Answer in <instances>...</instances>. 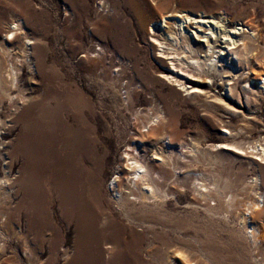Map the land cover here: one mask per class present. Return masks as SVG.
Here are the masks:
<instances>
[{
  "label": "rangeland",
  "instance_id": "obj_1",
  "mask_svg": "<svg viewBox=\"0 0 264 264\" xmlns=\"http://www.w3.org/2000/svg\"><path fill=\"white\" fill-rule=\"evenodd\" d=\"M144 8L143 17L156 12L158 20L164 9L238 20L253 40L251 29H256L259 57L264 58V0H0V41L11 23L23 25L36 41L37 61L44 67L41 76L24 67L17 89L11 91L19 93L23 102L11 105L4 99L0 108V179L8 180L0 185V264H47L50 252L55 253L52 263L64 264L73 254L74 235L64 228L54 194L46 195L44 210L61 233L56 251L50 249V230L38 238L27 232L21 210V162L14 147L22 128L16 116L27 105L44 99L48 85L44 79L51 75L55 79L50 87L65 95L63 88L68 84L67 91L79 107L86 110L88 103L101 116L98 151L104 164L97 192L102 204L112 203L107 185L133 133L144 135L151 129L161 130L164 124L162 136L171 137L173 145H163L168 142L164 140L162 150L173 155L172 148L178 146L174 153L185 158L178 174L184 195H169L162 212L177 216L175 222L184 224L186 232L177 231L165 239L167 244L173 237L180 240L176 245L182 255L169 256L157 244L162 248L156 254L161 260L168 257L170 264H264L263 231L261 242L254 244L239 222L254 199L252 179L264 177V159L254 149L264 147V86L247 81L251 74L243 63L234 60L230 65L224 60L221 68L218 63L215 70L210 67L205 93H193L184 84L189 81L175 73L180 68L190 71L185 66L190 63L188 52L179 58L183 64L173 61L176 69L171 73L170 58L152 42V24L143 29L138 19ZM168 49L181 53L179 45ZM212 61H217L215 55ZM253 66L255 71L261 68L256 61ZM225 67L228 73L223 74L229 78L219 76ZM250 100L256 103L251 105ZM207 102L215 107L208 108ZM152 116L158 119L148 123ZM147 154L149 158L152 153ZM200 174L206 183L216 182L217 190L226 197L214 195L209 207L197 204L189 186L192 175ZM262 188L264 193V185ZM206 207L210 213L205 212ZM253 218L264 230V213L252 214ZM4 220L9 221V228L3 226ZM103 257H109L106 250Z\"/></svg>",
  "mask_w": 264,
  "mask_h": 264
},
{
  "label": "bare ground",
  "instance_id": "obj_2",
  "mask_svg": "<svg viewBox=\"0 0 264 264\" xmlns=\"http://www.w3.org/2000/svg\"><path fill=\"white\" fill-rule=\"evenodd\" d=\"M145 12V8L139 11L138 19L143 29L152 24V42L163 49L162 55L170 58L171 73L176 69L173 61L183 64L179 58L188 52L190 63H185V66L190 71L180 68L177 70L181 72L178 74L175 70V73L189 81L184 84L190 85L188 88L193 93H205L202 90L208 88L206 79L209 78L210 67L212 70L217 66L221 68L224 60L230 61V65L234 60L243 63L247 73L251 74L247 81L264 86V58L259 57L256 29H251L253 40L246 35L248 31L238 20L224 21L217 15L177 9H164L158 20L156 12L143 17ZM158 22L160 24L156 28L155 23ZM10 26L0 41V70H3L0 72V108L4 99L11 105L23 102L24 98L19 93L13 95L11 91L17 89L18 77L24 67L28 73L34 75L37 71L40 76L44 68L37 61L36 41L23 30L24 26L13 23ZM173 44L179 45L181 53L168 51ZM214 55L216 62L212 61ZM253 61L261 67L257 71ZM227 68L222 69L220 77H230L223 74L228 73ZM54 79L53 75L45 77L48 85L44 99L27 105L16 116L22 131H19L14 151L21 162V210L27 222V232L38 238L46 229L50 230V249L56 251L61 233L44 210L46 195L54 194L59 199L64 228L74 235L73 254L66 258L64 264H170L168 257L161 260L156 254L164 246L169 256L182 255L176 245L180 240L173 237L171 244H167L165 239L177 231L186 232V227L179 221L175 222L177 216L162 212V206L167 204L169 195H184L178 174H181L185 158L174 153L177 145L172 148L173 155L162 150L160 143L164 140L168 142L163 145H173L171 137H163L165 125H162V132L151 129L144 135L133 133L128 139L107 185L112 203L102 204L97 192L104 164L98 151L97 122L101 116L88 103L86 110L79 107L71 92L67 91L68 84L63 88L65 95L50 87ZM138 95L136 92L135 99ZM248 103L253 105L256 102L250 100ZM206 106L213 108L215 104L207 102ZM157 119L158 116H152L148 123H155ZM254 149L258 151L257 156L264 159V147L256 145ZM147 152L152 153L151 157L146 158ZM261 169L264 172V167ZM6 170L7 167L3 169L4 175L8 172ZM192 176L189 187L197 204L209 207L214 195L222 199L226 197L221 196L216 182L206 183L201 174ZM7 181L6 178L0 179V185L5 186ZM251 183L255 190L254 199L247 201L246 215L244 211L239 222L252 243L257 244L261 242L264 230L255 223V218H250L252 214L264 213V177H255ZM208 207L206 213H210ZM8 222L4 220L5 228H9ZM167 230H172V233H167ZM104 250L109 255L107 259L103 257ZM53 255L55 253L50 252L47 264H54Z\"/></svg>",
  "mask_w": 264,
  "mask_h": 264
}]
</instances>
